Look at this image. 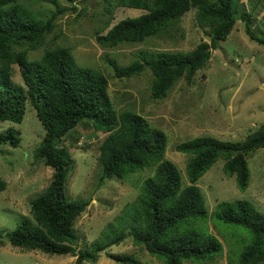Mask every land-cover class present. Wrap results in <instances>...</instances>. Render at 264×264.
I'll use <instances>...</instances> for the list:
<instances>
[{"label": "trees", "instance_id": "1", "mask_svg": "<svg viewBox=\"0 0 264 264\" xmlns=\"http://www.w3.org/2000/svg\"><path fill=\"white\" fill-rule=\"evenodd\" d=\"M114 4L146 12L118 20L103 34L96 32L95 41L103 48L126 41L141 42L165 30L171 21L192 8L198 10L203 22L207 21L209 40L199 42L191 51H157L154 58H141L120 68L112 63L116 77H130L149 68L153 74V98L165 97L180 77L190 82L237 20L244 23L251 40L264 46V36L250 32V13L239 12L240 0H115ZM64 11L56 4L50 16L43 18L19 0H0V122L20 123L27 103L31 104L44 128L34 159L52 169L50 181L30 202L31 216L22 217L4 236L20 249L75 256L74 264H96L100 252L120 242L126 234L132 236L135 245H142L164 264L209 263L221 254V241L211 233L185 225L186 221L205 219L208 215L196 183L222 157L224 171L234 175L238 188L245 190L250 177L247 156L264 148V123L242 141L210 135L178 143L177 151L192 155L186 163L189 184L181 187L179 169L164 158L165 133L138 113H117L107 93L106 76L79 66L69 48L46 47L55 20ZM44 44L41 58L31 60L28 53ZM13 65L19 67L23 84L13 80ZM83 121H91L96 131L106 134L99 145L101 174L97 187L112 176L123 178L145 166H155L139 186L131 212L122 221L123 231L96 244L93 250L77 248L74 231V223L89 201L70 199L66 193L73 158L65 137ZM20 141L21 133L13 126L0 132V145L17 147ZM4 186L0 180V192ZM217 208L219 219L250 233L249 243L237 253L235 264L264 263V211L245 199L219 202ZM107 256L118 264H144L129 253Z\"/></svg>", "mask_w": 264, "mask_h": 264}, {"label": "rangeland", "instance_id": "2", "mask_svg": "<svg viewBox=\"0 0 264 264\" xmlns=\"http://www.w3.org/2000/svg\"><path fill=\"white\" fill-rule=\"evenodd\" d=\"M19 1L43 18L50 16L56 4L65 9L56 18L55 29L46 47L51 49L62 45L69 48L79 66L106 76L107 93L117 113H138L151 126L165 133L164 158L179 169L181 187L189 184L186 163L192 155L177 151L175 146L178 143L210 135L222 140L242 141L264 123V46L247 36L240 20L227 38L218 42L209 61L195 72L190 82L180 77L165 97L153 98V74L149 68L130 77H116L113 68L115 64L120 68L141 58H154L157 51L188 52L199 42L208 41L207 21L199 18L196 8L141 42L126 41L112 48H103L95 41L96 32L103 34L118 20L138 16L146 10L116 6L115 0ZM239 12L250 13V32L264 36V0H240ZM44 46L30 51L29 58H41ZM13 80L23 84L17 65H13ZM10 126L20 131L21 141L17 147L0 145V180L5 185L0 192V232H3L0 233V264H61L63 260H59L65 255L20 249L12 246L4 236L22 217L31 216V200L44 189L52 175L49 166L34 159V151L44 134L35 108L27 103L22 121H1L0 132ZM105 135L96 131L91 121H83L65 137L73 158L66 181L67 196L89 201L86 210L74 223L76 246L80 249L93 250L96 244H102L123 231L122 221L131 212L139 186L155 168L145 166L123 178L112 176L97 187L101 174L99 145ZM223 164L224 159L219 157L196 183L204 197L207 218L185 222V225L211 233L221 241V254L206 264H235L239 258L237 253L250 239L245 228L217 217L219 202L245 199L259 211H264V148L247 156L250 177L245 190L238 188L235 176L227 174ZM124 233L127 230L124 229ZM107 253H129L144 264H164L142 245H135L129 234L101 251L96 264H118ZM68 257L71 262L75 259Z\"/></svg>", "mask_w": 264, "mask_h": 264}, {"label": "crops", "instance_id": "3", "mask_svg": "<svg viewBox=\"0 0 264 264\" xmlns=\"http://www.w3.org/2000/svg\"><path fill=\"white\" fill-rule=\"evenodd\" d=\"M68 256H72V255L67 254V255H65V257H63L62 259L59 260V261L63 260V262H61V264H74L73 263L74 261L71 262V260H70V258ZM72 257H75V256H72ZM66 258H67V260H66ZM65 260H66V262H65Z\"/></svg>", "mask_w": 264, "mask_h": 264}]
</instances>
